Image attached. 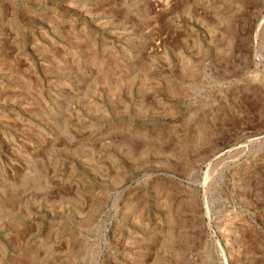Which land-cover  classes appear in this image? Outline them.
<instances>
[{"label":"rangeland","instance_id":"obj_1","mask_svg":"<svg viewBox=\"0 0 264 264\" xmlns=\"http://www.w3.org/2000/svg\"><path fill=\"white\" fill-rule=\"evenodd\" d=\"M0 264H264V0H0Z\"/></svg>","mask_w":264,"mask_h":264},{"label":"bare ground","instance_id":"obj_2","mask_svg":"<svg viewBox=\"0 0 264 264\" xmlns=\"http://www.w3.org/2000/svg\"><path fill=\"white\" fill-rule=\"evenodd\" d=\"M211 163L208 164V167H210ZM210 253L213 255V253H215V249L214 246L210 247Z\"/></svg>","mask_w":264,"mask_h":264}]
</instances>
